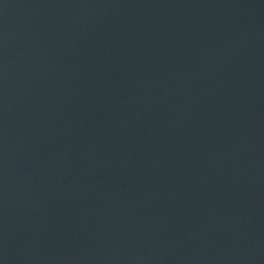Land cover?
Returning <instances> with one entry per match:
<instances>
[{
    "label": "water",
    "instance_id": "water-1",
    "mask_svg": "<svg viewBox=\"0 0 264 264\" xmlns=\"http://www.w3.org/2000/svg\"><path fill=\"white\" fill-rule=\"evenodd\" d=\"M0 264H264V0H0Z\"/></svg>",
    "mask_w": 264,
    "mask_h": 264
}]
</instances>
